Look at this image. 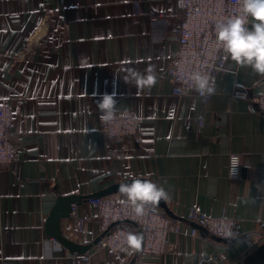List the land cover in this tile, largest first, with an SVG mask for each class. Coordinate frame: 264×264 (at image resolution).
I'll return each mask as SVG.
<instances>
[{
    "label": "crops",
    "instance_id": "obj_1",
    "mask_svg": "<svg viewBox=\"0 0 264 264\" xmlns=\"http://www.w3.org/2000/svg\"><path fill=\"white\" fill-rule=\"evenodd\" d=\"M182 19L175 0H0V93L17 148L0 173V264H73L83 256L130 264L136 249L114 256L98 243L79 255L44 224L58 196L132 177L167 191L182 230L169 234L162 261L134 264H237L264 242V116L247 107L264 91V75L228 58L214 94L174 95L168 69ZM149 67L153 87L123 81L127 68ZM236 89L248 96L232 99ZM104 93L116 94L117 113L142 118L139 138L111 141L102 131L97 100ZM231 153L241 156L238 178L228 175ZM195 205L234 217L236 235L217 241L197 229L192 236L187 214ZM77 214L90 216L84 231L73 230V216L62 220L64 234L82 244L102 235L94 209L84 202Z\"/></svg>",
    "mask_w": 264,
    "mask_h": 264
},
{
    "label": "built area",
    "instance_id": "obj_2",
    "mask_svg": "<svg viewBox=\"0 0 264 264\" xmlns=\"http://www.w3.org/2000/svg\"><path fill=\"white\" fill-rule=\"evenodd\" d=\"M182 10L183 19L178 28L179 48L173 64L168 69V76L174 85V95L181 97L188 91L201 95L190 86L189 76L199 72L215 81L216 76L226 70V62L222 51L217 49L215 40L216 24L226 18L238 15L240 0H175ZM155 13L154 10L151 11ZM247 92L234 90L233 98L247 97ZM250 112L261 113L264 116V91L248 101ZM117 113V118L111 124L102 123V131L111 141L120 139L139 138L144 129L142 118L132 112ZM133 115L137 118H133ZM13 114L9 102L0 93V173L8 168L16 159V144L12 132ZM235 157L237 167L233 168L231 161ZM241 156L231 153L228 157V175L231 178L241 176ZM117 194V193H116ZM116 194L91 197L85 204L96 211L101 231L105 232L110 226L121 220H131L135 225L120 223L113 226L107 235L101 238L99 244L108 249L112 255H118L125 249L126 235L135 233L140 229L143 233L144 244L139 258H155L159 261L170 252L169 234L181 233V226L171 219L155 204L148 203L144 214L137 215L132 205L126 199ZM73 205L75 217V232H83L90 217L87 214L78 215L77 207ZM89 216V217H88ZM187 219L205 227L211 234L221 238H233L237 233V222L234 217L221 214L213 216L204 212L199 206H193ZM192 236H198V230L192 228ZM61 249L62 246L60 245ZM73 264H92L88 256L74 257Z\"/></svg>",
    "mask_w": 264,
    "mask_h": 264
},
{
    "label": "clouds",
    "instance_id": "obj_3",
    "mask_svg": "<svg viewBox=\"0 0 264 264\" xmlns=\"http://www.w3.org/2000/svg\"><path fill=\"white\" fill-rule=\"evenodd\" d=\"M215 33L217 49L223 52L225 58L264 75V0H240L239 14L217 23ZM189 80L190 86L201 95L214 94L215 82L209 76L196 72L189 76ZM123 81L137 87H153L156 84L155 70L149 67L141 73L134 68H127ZM116 105L115 93L99 96L97 107L102 123L111 124L117 118ZM133 118L138 119L134 115ZM231 164L233 168L237 167L235 157ZM118 191L126 197V202L133 206L137 215L144 214L148 203L156 204L161 199H168V193L163 187L143 178H130L129 182L119 185ZM141 243V236L131 232L126 235V249H139Z\"/></svg>",
    "mask_w": 264,
    "mask_h": 264
},
{
    "label": "water",
    "instance_id": "obj_4",
    "mask_svg": "<svg viewBox=\"0 0 264 264\" xmlns=\"http://www.w3.org/2000/svg\"><path fill=\"white\" fill-rule=\"evenodd\" d=\"M146 179V178H143ZM130 179L113 183L106 188H103L97 192L90 193V194H68V195H61L56 198V201L50 210L49 215L46 218L44 228L46 233L56 239L60 244H62L67 250L72 253H77L79 255L86 254L94 245L98 244L102 237L109 233V230L120 223H127L131 225H135V223L131 220H121L113 223L108 230L102 233L101 236L96 238L93 242L88 244L78 243L72 239H70L66 234H64L62 229V220L67 218L73 217V205H82L91 197H103L112 194L119 193L118 187L120 184L129 182ZM158 208L162 209L171 219H181L180 217L176 216L172 210H170L165 202L164 199H161L159 202L155 204ZM186 220V219H185ZM190 221V220H189ZM193 228L200 229L203 232H206L211 238L217 241H230L232 238H221L214 234H211L205 227L201 226L198 223H194L191 221ZM137 235L142 237L141 247L136 249L135 255L132 258L130 264H134L136 259L139 257L143 244H144V237L142 231L139 229L137 231ZM237 264H264V242H262L251 254L246 256L242 261L238 262Z\"/></svg>",
    "mask_w": 264,
    "mask_h": 264
},
{
    "label": "trees",
    "instance_id": "obj_5",
    "mask_svg": "<svg viewBox=\"0 0 264 264\" xmlns=\"http://www.w3.org/2000/svg\"><path fill=\"white\" fill-rule=\"evenodd\" d=\"M124 224H127V223H124Z\"/></svg>",
    "mask_w": 264,
    "mask_h": 264
}]
</instances>
